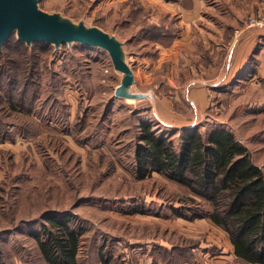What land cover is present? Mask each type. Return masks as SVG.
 Instances as JSON below:
<instances>
[{
    "label": "rangeland",
    "instance_id": "obj_1",
    "mask_svg": "<svg viewBox=\"0 0 264 264\" xmlns=\"http://www.w3.org/2000/svg\"><path fill=\"white\" fill-rule=\"evenodd\" d=\"M37 2L61 20L75 26L83 21L113 35L121 56L139 72L134 91L152 88V98L174 95L169 86L176 80L173 63L157 59L158 45L169 48L176 37H147L141 6L150 10L152 23L164 19L170 25L174 16H160L158 9L153 13L142 0ZM125 77L98 46L19 43L15 31L0 47V264H46L30 232L40 228V217L48 210H72L82 219L86 230L80 264H102L101 247L106 255L125 251L124 264H163L160 258L151 262L152 249L164 252L196 241L197 247L190 245L196 249V264H245L232 258L227 233L208 218L172 215L169 203L182 194V186L158 173L135 177L139 125L150 121V112L125 99ZM209 95L215 106L222 102L218 93ZM239 112L211 108L200 119L199 131H231L228 123L239 126L233 121ZM152 123L158 134L179 140L174 127ZM250 140L247 148L255 162ZM141 208L145 213L137 212Z\"/></svg>",
    "mask_w": 264,
    "mask_h": 264
},
{
    "label": "trees",
    "instance_id": "obj_2",
    "mask_svg": "<svg viewBox=\"0 0 264 264\" xmlns=\"http://www.w3.org/2000/svg\"><path fill=\"white\" fill-rule=\"evenodd\" d=\"M183 4L188 5L186 0ZM141 10L145 15L142 29L147 37L173 41L178 35L174 21L170 25L164 19L152 23L150 10L144 6ZM18 42L24 41L18 39ZM11 108L17 109L16 105ZM139 128L135 177L143 180L158 173L182 186V194L169 203L172 215L186 220L209 218L227 233L238 260L245 264H264V171L254 162L247 146L234 133L220 127L207 133L186 129L177 142L158 134L150 121H142ZM138 210L145 213V209ZM39 222L40 228L32 230L30 236L44 262L80 264L86 227L79 215L72 210H48ZM198 244L199 241L182 242L174 249H163L164 252L152 249L151 262L160 258L163 264H196V252L190 245L197 247ZM121 252L106 255L101 247L99 257L102 264H124L122 259H126V253Z\"/></svg>",
    "mask_w": 264,
    "mask_h": 264
},
{
    "label": "crops",
    "instance_id": "obj_3",
    "mask_svg": "<svg viewBox=\"0 0 264 264\" xmlns=\"http://www.w3.org/2000/svg\"><path fill=\"white\" fill-rule=\"evenodd\" d=\"M142 1L153 13L158 9L160 16L168 14L176 19L174 26L180 32L169 48L158 45L157 59L173 63L171 77L176 80L169 86L174 95L152 98V88L134 91L139 72L133 70V82L124 89L128 92L125 99L139 103L142 112L149 111L154 124L172 126L179 133L202 131L200 119L211 108L238 110L233 121L239 126L228 123V127L247 147L254 139L255 162L264 167V26L246 24L264 0H188V5L183 0ZM211 92L222 98L219 105L211 100ZM177 104L184 109H176ZM231 252L236 258L234 249Z\"/></svg>",
    "mask_w": 264,
    "mask_h": 264
},
{
    "label": "water",
    "instance_id": "obj_4",
    "mask_svg": "<svg viewBox=\"0 0 264 264\" xmlns=\"http://www.w3.org/2000/svg\"><path fill=\"white\" fill-rule=\"evenodd\" d=\"M17 31L18 39L32 42L60 43L79 42L87 46L106 49L116 67L125 73L122 90L133 82V69L121 56L120 44L107 31L87 27L83 21L75 26L61 20L58 15L39 8L37 0H0V47Z\"/></svg>",
    "mask_w": 264,
    "mask_h": 264
},
{
    "label": "built area",
    "instance_id": "obj_5",
    "mask_svg": "<svg viewBox=\"0 0 264 264\" xmlns=\"http://www.w3.org/2000/svg\"><path fill=\"white\" fill-rule=\"evenodd\" d=\"M249 27L264 26V5L254 14L247 18Z\"/></svg>",
    "mask_w": 264,
    "mask_h": 264
}]
</instances>
